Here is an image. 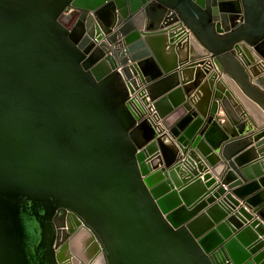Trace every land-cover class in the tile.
I'll use <instances>...</instances> for the list:
<instances>
[{
	"label": "water",
	"instance_id": "1",
	"mask_svg": "<svg viewBox=\"0 0 264 264\" xmlns=\"http://www.w3.org/2000/svg\"><path fill=\"white\" fill-rule=\"evenodd\" d=\"M258 55L264 0H0V264H264Z\"/></svg>",
	"mask_w": 264,
	"mask_h": 264
},
{
	"label": "built area",
	"instance_id": "2",
	"mask_svg": "<svg viewBox=\"0 0 264 264\" xmlns=\"http://www.w3.org/2000/svg\"><path fill=\"white\" fill-rule=\"evenodd\" d=\"M167 27H169L176 34H178L179 35L178 38L182 42H186L188 45H190V47H193L195 50H197V48H200V50H198L199 52L206 53V51L203 48V46L195 39V36L192 33L191 29L180 18L170 22L167 25ZM236 50H237V53L239 54V56L244 59V54L246 53V51L244 49V46L240 44L236 48ZM206 55L208 56L209 54L207 53ZM257 62L259 64V66L263 68V71H264V58L261 57L260 55H258ZM152 115H153L152 116L153 119L157 123L162 124V121H161V119L159 117L155 116L154 114H152Z\"/></svg>",
	"mask_w": 264,
	"mask_h": 264
},
{
	"label": "crops",
	"instance_id": "3",
	"mask_svg": "<svg viewBox=\"0 0 264 264\" xmlns=\"http://www.w3.org/2000/svg\"><path fill=\"white\" fill-rule=\"evenodd\" d=\"M198 50H200V48H197V51ZM227 83L229 84L230 82H227ZM230 85H231L232 89L234 90L235 98L238 99V101L242 104L243 108H246L248 110V114H249L250 118H252L258 124H264V111L256 103H254L247 96H245L241 91H239V89L237 88V86L234 83H233V85L232 84H230ZM208 169L214 175V177L217 178V181L220 182V180L222 179V176L216 175L215 171H213L210 166ZM224 185H226V184H224Z\"/></svg>",
	"mask_w": 264,
	"mask_h": 264
},
{
	"label": "bare ground",
	"instance_id": "4",
	"mask_svg": "<svg viewBox=\"0 0 264 264\" xmlns=\"http://www.w3.org/2000/svg\"><path fill=\"white\" fill-rule=\"evenodd\" d=\"M252 111V110H251Z\"/></svg>",
	"mask_w": 264,
	"mask_h": 264
}]
</instances>
